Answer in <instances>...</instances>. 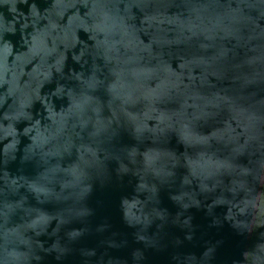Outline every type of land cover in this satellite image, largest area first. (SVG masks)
I'll list each match as a JSON object with an SVG mask.
<instances>
[{"label":"water","instance_id":"95a60500","mask_svg":"<svg viewBox=\"0 0 264 264\" xmlns=\"http://www.w3.org/2000/svg\"><path fill=\"white\" fill-rule=\"evenodd\" d=\"M0 264H264V0H0Z\"/></svg>","mask_w":264,"mask_h":264}]
</instances>
